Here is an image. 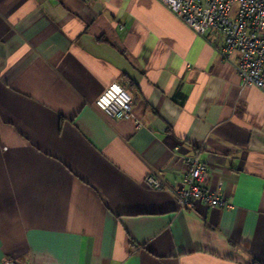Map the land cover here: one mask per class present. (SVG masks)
<instances>
[{
  "label": "crops",
  "instance_id": "crops-1",
  "mask_svg": "<svg viewBox=\"0 0 264 264\" xmlns=\"http://www.w3.org/2000/svg\"><path fill=\"white\" fill-rule=\"evenodd\" d=\"M208 37L160 0H0V264H264V91ZM191 154L232 207L145 184Z\"/></svg>",
  "mask_w": 264,
  "mask_h": 264
},
{
  "label": "built area",
  "instance_id": "built-area-1",
  "mask_svg": "<svg viewBox=\"0 0 264 264\" xmlns=\"http://www.w3.org/2000/svg\"><path fill=\"white\" fill-rule=\"evenodd\" d=\"M90 1V0H87ZM196 34L208 37L221 57L236 56L234 63L242 86L264 91V0H160ZM95 106L112 119H132V97L124 85L113 82L97 97ZM187 170L181 185L170 188L151 172L145 184L153 189H170L177 205L193 208L232 207L225 197L207 187L208 166L196 154L184 157ZM1 264H25L4 259Z\"/></svg>",
  "mask_w": 264,
  "mask_h": 264
},
{
  "label": "trees",
  "instance_id": "trees-1",
  "mask_svg": "<svg viewBox=\"0 0 264 264\" xmlns=\"http://www.w3.org/2000/svg\"><path fill=\"white\" fill-rule=\"evenodd\" d=\"M254 264H257V263H254Z\"/></svg>",
  "mask_w": 264,
  "mask_h": 264
}]
</instances>
